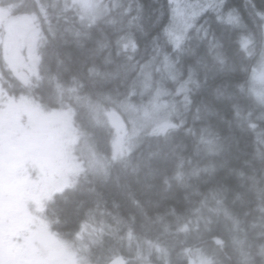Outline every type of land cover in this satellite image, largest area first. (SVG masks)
I'll return each mask as SVG.
<instances>
[{
	"label": "trees",
	"instance_id": "obj_1",
	"mask_svg": "<svg viewBox=\"0 0 264 264\" xmlns=\"http://www.w3.org/2000/svg\"><path fill=\"white\" fill-rule=\"evenodd\" d=\"M192 1L199 3V17L189 20L178 40L172 0H102L108 12L96 18L78 0H0V7L10 11L6 20L32 16L42 40L38 70L43 85L32 90L33 97L47 111L72 115L71 123L64 116L66 122L100 157L115 154L117 130L105 114L117 112L130 130L122 108L128 103V109L139 111L131 93L137 73L147 75L148 64L159 67L174 58L176 45L192 55L189 66L200 67L196 76L185 68L160 95L181 104L182 96L174 91L191 79L189 104L174 110L171 127L139 132L135 145L104 172L84 164L49 205L50 230L87 264H110L116 258L126 264H195V255L206 259L203 250L210 246L216 264L264 261V214L259 212L264 169H256L264 168V138L254 127L253 112L246 115L240 89L257 57L245 58L237 29L211 18L218 8L231 18L230 0ZM136 20L140 28L121 27ZM259 39L255 36L256 43ZM242 62L250 68L236 82ZM1 82L9 94L26 91L12 71H4ZM213 85L218 92L209 97ZM100 138L108 142L105 147ZM219 142L222 151L209 149ZM241 221L248 226L246 236L238 232Z\"/></svg>",
	"mask_w": 264,
	"mask_h": 264
},
{
	"label": "flooded vegetation",
	"instance_id": "obj_2",
	"mask_svg": "<svg viewBox=\"0 0 264 264\" xmlns=\"http://www.w3.org/2000/svg\"><path fill=\"white\" fill-rule=\"evenodd\" d=\"M223 1L218 3L221 4ZM230 1L232 6L230 20L216 22L232 25L237 29L235 38L237 43L243 46L244 57H257V65H260L259 60L264 56V0ZM188 2L193 1L188 0ZM211 4L208 6L210 7ZM254 17L260 20L256 21ZM211 18L215 21L212 11ZM255 29L259 30L255 31ZM257 35H260V39L256 43ZM38 40H40L39 37ZM254 63L251 68L252 75L255 71ZM33 72L37 74V79L33 76L26 78L27 81L17 80L26 86V91L23 92L28 95V102L45 114L44 117L21 113L20 118H14L5 113V109L0 108V117H2L0 121V226H3L0 228V242L3 249L11 255L9 258H13L12 264H49V262L76 264L80 256L78 251L71 243L61 240L59 235L46 230V218L54 197L59 191L69 188L71 181L85 169L84 161L70 151L69 145L72 141L65 144L62 156L52 151L50 143L52 138L56 137L54 129L59 123L57 118L62 120V114L58 109L45 112L40 102L33 97L32 90L39 89L43 85L38 64ZM202 72L205 77V69ZM252 81V76L244 80V85L240 89L243 90L244 102L247 106L246 115L249 116V111L253 112L254 127L259 129L258 134L264 138V102L259 94L252 90ZM8 92L0 81V94L15 97ZM63 122L69 126L68 130L71 133L72 128L69 123L66 120ZM45 157L49 159L46 160ZM65 162L75 163L79 169L72 174L68 171ZM47 177L51 179L48 183L49 191H46L44 187ZM23 180L27 184L24 189L21 187ZM252 226L251 233L255 228L254 224ZM37 229L39 232L49 234L53 242L47 247H41L40 243V249L43 248V251L35 249L34 257H31V250H27L23 242L26 237L28 243L31 233ZM262 251L264 253V249ZM257 264H264V261L261 260Z\"/></svg>",
	"mask_w": 264,
	"mask_h": 264
},
{
	"label": "rangeland",
	"instance_id": "obj_3",
	"mask_svg": "<svg viewBox=\"0 0 264 264\" xmlns=\"http://www.w3.org/2000/svg\"><path fill=\"white\" fill-rule=\"evenodd\" d=\"M82 4L83 10L87 15L93 16L94 18L100 17L101 15L106 14L108 12L107 9L100 6V1L97 0H78ZM176 5V12L172 14V25L175 32L178 34L177 39H182V33L185 28H188L189 20H194L193 17L197 16L199 3L194 1L189 3L187 0H172ZM203 3H212L218 2L217 0H198ZM222 9L218 8L214 12L215 21L217 20H230V16L228 13H221ZM10 11L5 8L0 7V48L1 57L3 64L14 70L16 76L21 81H27L26 78H31L35 76L37 79V74L35 75L34 69L38 64L39 57L36 54V47L40 46V40H38V29H35V20L32 16H26L22 18H13L8 19V15ZM199 15L197 16V18ZM196 20V18H195ZM142 22L139 20L129 21L128 23H124V28L131 27H141ZM31 33V34H29ZM178 44V43H177ZM175 50L177 53L175 57L171 60H166L162 66H154L148 64V68L150 72L146 75L136 74L132 79V90L131 93L135 96L134 102L137 103L136 107L139 108V111L134 112V107L128 109V103L124 104L125 110V118L129 123V129L124 131H117L114 137V150L115 154L113 157L109 156V159L100 157L96 155L94 148L89 145L87 140H81L76 133L75 139L74 135L70 133L69 126L65 124L64 116L68 119V122H72V115L69 113L66 114L60 111V114L63 113L61 119L57 118L58 126L54 129L56 133V137L51 140V148L55 154H59L62 156V149L65 148V144L72 141L70 144V151H72L77 157H80L84 161V164H89L92 169L104 172L106 167H108L111 162L120 160V158L126 153V151L130 150L132 146L135 145L138 134L142 130H150L151 132H163L168 127L173 125L172 113L174 110H180L185 105L189 104L188 100H182L181 104L177 105L176 102L171 101L170 99L160 98V95H165V90L167 84L170 83L173 77H176L178 74L182 75L184 73L185 68H187L191 62L189 59L192 55L188 52H181L178 49V46H175ZM174 54V53H173ZM257 62V61H256ZM255 62V64H256ZM259 64L255 68V71L252 75V85L253 90L256 91L262 102H264V56L259 60ZM200 67H188V72H190L193 76L199 74ZM134 71L133 68H130V73ZM34 73V74H33ZM188 85L191 84V79L185 81L179 88L175 89L174 96L181 95L182 98H186ZM168 94V93H167ZM0 108L5 109V113L13 116L14 118H20L21 113H30L38 116L39 118H43L45 114L39 111L35 106L28 102V98L25 95H19L18 97H11L8 94H0ZM180 112H175V116ZM109 111L105 114V118L107 122L112 126V123L108 119ZM52 115V114H51ZM56 119V118H55ZM0 121H2V117H0ZM18 121V119H17ZM147 129H146V128ZM100 144L102 146H106L108 142L104 140V138H100ZM264 145V144H263ZM208 147V146H207ZM209 149H214L217 151H222V143H215L214 146H209ZM123 154H120L122 153ZM104 153V150H103ZM82 154V155H81ZM48 160V157H45ZM68 171L72 174L76 173L79 169L75 163L65 162ZM51 179L49 177L45 178V190L48 191V183H50ZM47 183V184H46ZM260 201L264 200V176L261 177L260 180ZM25 180L22 181L21 187L24 189L26 186ZM264 214V209L259 211ZM3 226H0L2 228ZM240 229L238 232H241L242 235L246 236L248 231V226L244 227V222H240ZM237 228H239L237 224ZM49 231V229H46ZM53 242V239L49 236V234H44V232H39L38 229L31 233L30 239L27 243L26 237L24 238L23 246L27 250H31V257H34L33 250L40 249L41 247H47L50 243ZM66 247V246H65ZM211 247V246H210ZM210 247L204 248L203 252L206 256V259L203 257L201 253H197L194 258L195 264H216L215 261V251ZM69 248V247H68ZM11 255H9L2 247L0 242V264H12L14 261L13 258L10 259ZM85 258L81 256L78 257V264H87ZM49 264H51L49 262ZM53 264V263H52ZM77 264V263H76Z\"/></svg>",
	"mask_w": 264,
	"mask_h": 264
},
{
	"label": "bare ground",
	"instance_id": "obj_4",
	"mask_svg": "<svg viewBox=\"0 0 264 264\" xmlns=\"http://www.w3.org/2000/svg\"><path fill=\"white\" fill-rule=\"evenodd\" d=\"M236 66L237 65H239L240 63L239 62H236V63H234ZM253 64V63H252ZM250 68V65L248 64V63H244V62H242L241 63V66H240V71L239 72H237L236 71V73L237 74H234L235 75V79L237 80L236 82H238V78H242V74H244L243 72L244 71H246V70H248ZM244 78V77H243ZM242 78V79H243ZM210 91H209V93H210V95H209V97H212V96H215L216 94H217V92H218V86L217 85H213V86H210ZM208 91V90H207ZM206 91V92H207ZM206 92H204V97H206V95H207V93ZM206 93V94H205ZM256 169L257 170H263L264 168L262 167V166H257L256 167ZM258 241V242H257ZM257 241L255 240L254 242H253V247H255V243L256 244H258L259 243V240L257 239Z\"/></svg>",
	"mask_w": 264,
	"mask_h": 264
},
{
	"label": "water",
	"instance_id": "obj_5",
	"mask_svg": "<svg viewBox=\"0 0 264 264\" xmlns=\"http://www.w3.org/2000/svg\"><path fill=\"white\" fill-rule=\"evenodd\" d=\"M109 117L117 130H123L126 127L125 122L122 120L121 116L118 113L111 112L109 114ZM110 264H126V262L123 258H116Z\"/></svg>",
	"mask_w": 264,
	"mask_h": 264
}]
</instances>
